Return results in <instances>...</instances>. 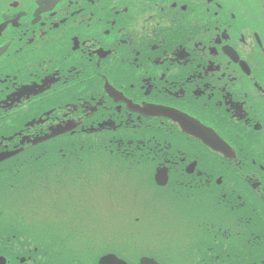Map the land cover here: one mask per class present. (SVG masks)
I'll return each mask as SVG.
<instances>
[{
  "label": "flooded vegetation",
  "instance_id": "1",
  "mask_svg": "<svg viewBox=\"0 0 264 264\" xmlns=\"http://www.w3.org/2000/svg\"><path fill=\"white\" fill-rule=\"evenodd\" d=\"M263 11L264 0H0V154L56 147L66 164L81 146L112 162L109 173H63L65 202L45 210L66 215L47 229L56 237L39 246L40 231L0 233L4 264H83L68 192L108 186L96 194L110 198L131 177L153 189L144 215L169 232L149 246L159 264H264ZM158 110L202 128L189 136L185 119Z\"/></svg>",
  "mask_w": 264,
  "mask_h": 264
},
{
  "label": "rangeland",
  "instance_id": "2",
  "mask_svg": "<svg viewBox=\"0 0 264 264\" xmlns=\"http://www.w3.org/2000/svg\"><path fill=\"white\" fill-rule=\"evenodd\" d=\"M131 26L134 28V31L138 30L137 24L134 23ZM89 153L91 154L92 151L89 150ZM83 156L86 157L87 155L84 154ZM72 158L71 154L68 153L66 161L68 170L65 173H108L105 171L108 169V166L103 164L100 160L96 162H91L93 160H90V162L93 163V165H91L82 163L83 161L86 162L89 160L83 159L82 162H79ZM106 159L109 160L111 166L112 162L110 159L108 157H106ZM57 174L60 175L61 173ZM38 176L39 175L34 174L29 178L25 173H12V177L5 180L4 174H0V226L6 227L7 231H11L13 234L31 237L35 231H39L37 227H40V224L38 222H31L26 216L27 213L24 211L23 206H20V202H22L25 209L31 211L30 206L32 202L39 197L36 193L39 190V186L45 184V182L38 180ZM82 181L85 183L87 178ZM28 183L30 184L28 185ZM137 184H139L138 180L131 177L127 184L128 189L123 190L122 186L124 183L116 181V184H114V190H116V192L111 193L110 198H108L106 194H104V196L102 194H96L97 191L89 187L85 190L87 193L85 192L82 194L79 203H69L72 204V210H69L70 217L73 220L78 219L77 221L80 224L78 227L83 229L81 235V249L87 252L89 259H91L89 254L90 250L94 252L100 244L112 246V244H114V239L129 255H135L138 251L143 250L155 253V248L149 247L158 244L155 235L159 233H169L166 231L165 225L157 221L155 217L144 216L146 217L144 220H134L135 217H141L140 213H145L144 208L146 205L143 203H155L153 189L143 187L145 190H137ZM28 186H30L29 194H25L28 191L27 189L21 191L22 188ZM34 188L37 189L33 190ZM107 188L108 186H105V188H101V190L99 188L96 190L104 191L107 190ZM81 189L84 190L82 187H77L75 191L68 190V193H78ZM60 191L61 190H53L54 193L52 195L45 192L47 196L46 201L50 204L63 202L62 199L64 197L58 193ZM65 191L67 192V189H65ZM147 191L149 193H147ZM16 192L20 195H17ZM14 196H19V200H11ZM52 196L54 198H52ZM117 197L119 201L116 199ZM59 198L61 199L60 201L58 200ZM82 199H84V201H82ZM54 200L56 202H54ZM103 201H105V203H103ZM58 205L61 206V204ZM18 206H20V214H16ZM40 217L46 219L43 213ZM53 218L56 220H54V223L48 228L57 227L58 225L61 226L66 215H63L60 210H56ZM40 233L41 236L38 237L40 241L43 242L44 239H48L47 234H43L41 231ZM55 237L56 236L51 234V239ZM170 243V241H165L166 245ZM93 252H91V254H93ZM80 254L82 255L84 264H89L90 261L87 259L85 260L84 254L81 251Z\"/></svg>",
  "mask_w": 264,
  "mask_h": 264
},
{
  "label": "trees",
  "instance_id": "3",
  "mask_svg": "<svg viewBox=\"0 0 264 264\" xmlns=\"http://www.w3.org/2000/svg\"><path fill=\"white\" fill-rule=\"evenodd\" d=\"M17 158L18 159L16 160V162H13L9 166L8 162L4 164L5 180H7L9 177H12V173H25L27 176H29V178L30 176L36 174L39 175L38 180H40L41 182H45V184L40 185L39 188H43L42 186H46L50 190L63 189V187H61L65 179L63 177V173L67 172L68 167L63 163L64 156L63 153L58 150V148L52 147L41 151L39 147H34L20 154L19 156H17ZM59 172H61L60 175L57 174ZM78 180H81V178H78ZM29 184L30 183H28V185ZM23 189L28 190L25 194L30 193V186L22 188L21 191ZM17 195L20 194L17 193ZM11 200L18 201L19 196H14ZM58 200L61 199L59 198Z\"/></svg>",
  "mask_w": 264,
  "mask_h": 264
},
{
  "label": "snow or ice",
  "instance_id": "4",
  "mask_svg": "<svg viewBox=\"0 0 264 264\" xmlns=\"http://www.w3.org/2000/svg\"><path fill=\"white\" fill-rule=\"evenodd\" d=\"M90 264H157V258L148 250L138 251L133 257L118 246L105 245L93 252Z\"/></svg>",
  "mask_w": 264,
  "mask_h": 264
},
{
  "label": "bare ground",
  "instance_id": "5",
  "mask_svg": "<svg viewBox=\"0 0 264 264\" xmlns=\"http://www.w3.org/2000/svg\"><path fill=\"white\" fill-rule=\"evenodd\" d=\"M45 1H46V0H45ZM263 13H264V11H263ZM5 51H6V50H1V49H0V56H1ZM9 62H10V61H9ZM30 96H34V92H33V91H31V94L29 95V97H30ZM176 115H177V116H180V117L183 118V119H185L186 122L189 124V127H190L191 125L193 126V127H191V128L189 129V132H187L189 127L183 126V127H182V128L184 129V132H183V133H185V134H187V135H189V136H192V135H194V133H193V129H195V128H200V126H195L198 122H197L196 120L190 119L187 115H185V114H183V113H180V112H177ZM190 132H191V133H190ZM46 241H47V239H44L43 242H46Z\"/></svg>",
  "mask_w": 264,
  "mask_h": 264
},
{
  "label": "water",
  "instance_id": "6",
  "mask_svg": "<svg viewBox=\"0 0 264 264\" xmlns=\"http://www.w3.org/2000/svg\"><path fill=\"white\" fill-rule=\"evenodd\" d=\"M180 116H177V115H175L174 117H173V119L174 120H176V121H178V120H180ZM184 126H186V127H189V124H186V125H184ZM191 127H193L192 125L188 128V131L187 132H189V129L191 128ZM200 128H195V129H193V132H196L197 130H199ZM184 130V129H183ZM191 133V132H190ZM208 133H210V132H208ZM197 136H199L198 134H197ZM200 137V136H199ZM207 145H209L212 149H214V150H217V151H221L222 152V147H221V142L218 140V139H216L215 137H213L211 140H208V141H204Z\"/></svg>",
  "mask_w": 264,
  "mask_h": 264
}]
</instances>
